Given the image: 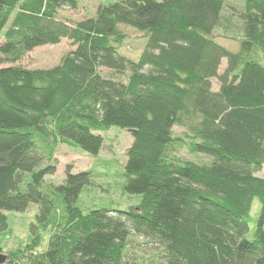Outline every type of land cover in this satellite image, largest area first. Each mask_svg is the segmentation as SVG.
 Wrapping results in <instances>:
<instances>
[{
	"label": "trees",
	"instance_id": "trees-1",
	"mask_svg": "<svg viewBox=\"0 0 264 264\" xmlns=\"http://www.w3.org/2000/svg\"><path fill=\"white\" fill-rule=\"evenodd\" d=\"M229 1L242 5L236 51L213 37ZM77 5L0 0V66L63 39L75 47L48 70L0 67V236L5 213L37 207L35 241L4 264H130L132 236L157 245L162 264H264V0H119L76 24L58 20ZM127 29L143 40L135 59L120 52ZM111 127L133 140L123 191L137 205L80 207L90 172L45 184L59 145L97 156ZM186 145L211 162L173 156Z\"/></svg>",
	"mask_w": 264,
	"mask_h": 264
},
{
	"label": "rangeland",
	"instance_id": "rangeland-1",
	"mask_svg": "<svg viewBox=\"0 0 264 264\" xmlns=\"http://www.w3.org/2000/svg\"><path fill=\"white\" fill-rule=\"evenodd\" d=\"M117 1L119 0H78L75 10L61 9L58 20L68 24H76L93 18L99 6H106ZM241 9L242 5L239 2H227L224 14L228 18L213 33L214 40L219 45L232 51L237 50L234 39L241 36V23L235 14L236 10L241 11ZM127 33L129 38L122 45L120 52L131 59H135L141 53L143 40L139 38L140 35L137 32L131 29H127ZM74 49L71 41L63 39L57 45H46L33 49L21 61L13 65L3 64L0 67L17 66L27 70H48L59 65L62 59ZM226 65V60H223L219 74L223 73ZM102 72L109 73L105 69H102ZM211 85L213 91L218 90L217 80H212ZM184 133L185 130L179 127L172 129L174 138L183 139ZM99 134L103 139V145L97 156H90L77 148L59 145L54 155L57 162L55 172L45 177V184L54 186L63 184L67 172L71 174L90 172V184L85 186L80 193L78 205L85 210L98 207L127 210L140 201V196L129 195L123 191L126 182L124 177L126 153L132 146L133 140L127 131L116 127H111L107 132ZM173 156L197 164L211 162L208 157L189 153L187 145L176 150ZM256 176L264 179V165ZM259 209L258 202H255L248 222V240L252 239ZM5 214L8 217L9 231L0 236V254L16 262V252L23 250L35 241L36 237L32 236L30 227L36 222L37 207L30 206L23 214ZM38 234L40 244L36 252H42L46 247L48 236L46 231L38 232ZM160 254L161 249L157 245L151 244L143 238L132 236L126 247L125 258L130 264H162Z\"/></svg>",
	"mask_w": 264,
	"mask_h": 264
},
{
	"label": "water",
	"instance_id": "water-1",
	"mask_svg": "<svg viewBox=\"0 0 264 264\" xmlns=\"http://www.w3.org/2000/svg\"><path fill=\"white\" fill-rule=\"evenodd\" d=\"M6 260H7V257L0 254V264H4L6 262Z\"/></svg>",
	"mask_w": 264,
	"mask_h": 264
}]
</instances>
